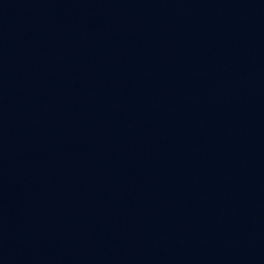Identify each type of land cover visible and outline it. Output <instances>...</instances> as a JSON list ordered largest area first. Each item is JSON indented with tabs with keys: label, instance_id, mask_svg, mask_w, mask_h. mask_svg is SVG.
I'll use <instances>...</instances> for the list:
<instances>
[{
	"label": "water",
	"instance_id": "1",
	"mask_svg": "<svg viewBox=\"0 0 264 264\" xmlns=\"http://www.w3.org/2000/svg\"><path fill=\"white\" fill-rule=\"evenodd\" d=\"M0 264H264V0H0Z\"/></svg>",
	"mask_w": 264,
	"mask_h": 264
}]
</instances>
